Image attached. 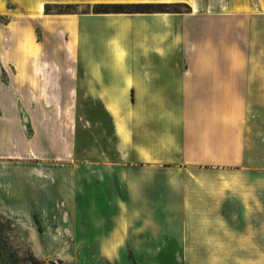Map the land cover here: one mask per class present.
<instances>
[{"label":"rangeland","instance_id":"374dc122","mask_svg":"<svg viewBox=\"0 0 264 264\" xmlns=\"http://www.w3.org/2000/svg\"><path fill=\"white\" fill-rule=\"evenodd\" d=\"M85 1L56 5H79L75 15L105 27L118 59L162 55L165 46L176 61L217 56L240 92L249 59L252 75H261L239 128L247 159L238 167L130 165L119 160L111 117L92 97L80 96L77 112H20L33 133L41 120L74 124L77 153L11 166L25 179L26 201L0 209V264H264V0ZM98 4H166L181 13L94 15L89 5Z\"/></svg>","mask_w":264,"mask_h":264},{"label":"crops","instance_id":"0c3cea01","mask_svg":"<svg viewBox=\"0 0 264 264\" xmlns=\"http://www.w3.org/2000/svg\"><path fill=\"white\" fill-rule=\"evenodd\" d=\"M81 2L86 1L0 0V16L8 18V24H0V209L26 201L25 179L12 173V165H25V159H73L77 153L74 124L41 120L33 133L32 123L18 113L77 112L80 96L98 100L109 113L120 161L162 170L202 168L220 160L243 166L246 145L239 128L255 75H261H252L251 61H244L246 92H240L236 75L221 70L217 56L176 61L165 46L162 55L118 59L112 40L103 38L105 27L100 30L75 14L45 13L46 5ZM125 42L119 41L122 48H134ZM60 127H69L67 135ZM64 143L71 148L59 153L55 145Z\"/></svg>","mask_w":264,"mask_h":264},{"label":"trees","instance_id":"16d2710c","mask_svg":"<svg viewBox=\"0 0 264 264\" xmlns=\"http://www.w3.org/2000/svg\"><path fill=\"white\" fill-rule=\"evenodd\" d=\"M79 5H46L45 13L52 14V7L58 9V15L64 14H79L77 11ZM166 4H98L90 6L91 12L94 15H111V14H180V11L164 10ZM86 14V13H84ZM4 24H8L6 18Z\"/></svg>","mask_w":264,"mask_h":264}]
</instances>
